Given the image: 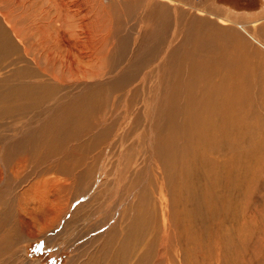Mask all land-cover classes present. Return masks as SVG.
Masks as SVG:
<instances>
[{
	"label": "bare ground",
	"instance_id": "6f19581e",
	"mask_svg": "<svg viewBox=\"0 0 264 264\" xmlns=\"http://www.w3.org/2000/svg\"><path fill=\"white\" fill-rule=\"evenodd\" d=\"M5 9L0 7V190L9 188L10 195H15L17 187L24 180L52 168L48 165L45 169L39 164L50 162L57 156H62L66 161H75L76 154L80 158H89L90 153H95L88 159L87 168L76 173L82 175L83 182L85 180L87 184H83L84 189H81L84 197L88 194L85 187L94 185L89 182V173L99 172L96 181L100 186H106L103 178L108 168L104 158L112 156L116 149L119 164L109 165L119 169L116 177L118 183H112L115 194L109 200L108 208L114 205L113 216L122 213V219L119 225H113V229L110 227L105 232L103 246L108 242L105 248L110 246L115 251H122L123 255L117 257L118 253L111 252L116 257L111 261L112 264L127 263L126 254L131 239L135 232L143 230L142 226L151 211L150 208L146 209L147 189L140 197L133 198H141L137 203L130 202V199L128 205L121 203L134 196L132 185L143 183L144 186L146 183L144 179H137L147 168H134L139 159L149 168L155 167L165 177L157 187L164 211L168 205L163 194L164 185L176 188L177 194L170 197L173 203L183 206L181 213L186 218L187 215L193 218L191 213L194 212L195 218L198 216L203 219L207 211H214L217 204L220 206L224 201L222 192L227 189L228 193L231 191L230 182L238 180L240 171L252 157L250 148L259 120L251 126V117L260 118L264 93H254L250 89L254 84L245 78L247 73L244 67L251 48L244 36L246 34L264 49V42L256 33L244 27L238 19L223 17L220 18V25L198 21L196 26L188 29L191 32L186 30L180 34L179 31L172 33L168 24H156L157 30L150 31L155 38L152 45L144 47L141 38H134L130 51L123 46L114 48L115 54L107 77L93 72V76H86L89 65L81 68L82 73H85H77L74 70L75 60L72 59L68 61L71 63L68 70L62 69L61 75L54 69L43 67L42 61L53 67L57 64L63 67V58L55 56L53 60V52L50 51L48 54L45 52L44 59L41 54L30 56L18 23ZM145 17L146 14L140 19V28L147 21ZM149 25L153 27V23ZM237 25L241 31L236 29ZM242 33H245L244 36ZM13 37L25 48L26 56L35 62L36 70L29 65L23 70H16L14 62L4 58V54L15 56L20 53ZM75 44L79 45L78 38ZM88 48L91 53L88 51L86 54L95 55L93 47ZM79 56L85 58L83 53ZM143 66L147 67L146 71L138 73ZM67 72L69 77L65 76ZM253 73L251 78L255 77ZM151 76L155 79L154 83L146 89V81ZM53 145H60L57 148L60 152L55 151ZM41 148L46 152L39 151ZM18 157L20 163L14 162L13 159L17 160ZM29 159L34 160L36 165L27 173L26 163ZM78 162H75V166ZM3 173H9L10 176L4 178ZM46 182L28 181L27 188L21 191L26 203L22 205L20 200L17 208L11 209L14 216L15 212L18 216V210H22L31 211L32 217H35L39 207L30 205L40 206L43 202L45 207L41 214L44 218L48 220L52 212V218L60 217L62 209L53 210L48 205L57 201L56 193L54 199L46 195L30 197L36 187L44 185L45 188ZM241 183L242 179L236 186ZM103 194L99 193L100 196ZM118 196V202L113 203V197ZM8 204L13 205V200L7 201L5 207ZM121 204H124L122 212L117 210ZM189 206L192 211L188 209ZM6 212L12 214L10 210ZM112 213L107 212L109 218ZM40 218L43 219L41 215ZM126 219L130 223L125 228L123 222ZM205 220H202L203 223ZM105 221L101 224H106ZM139 237H142L141 233ZM220 248L222 250L223 247ZM109 250H104L103 254ZM135 264H143L142 259Z\"/></svg>",
	"mask_w": 264,
	"mask_h": 264
},
{
	"label": "rangeland",
	"instance_id": "374dc122",
	"mask_svg": "<svg viewBox=\"0 0 264 264\" xmlns=\"http://www.w3.org/2000/svg\"><path fill=\"white\" fill-rule=\"evenodd\" d=\"M151 3L156 4V7L151 9ZM122 6L123 4L114 7L110 0H0V7L6 8L5 10L9 12L14 22L18 23L17 27L22 31L24 46L29 48L30 56L41 54L44 59L45 52L47 51L46 54H48L50 51L53 52V60L55 56L63 58V67L60 64L53 67L52 64L42 61L43 67L46 66L49 70L54 69L61 75L62 69L68 70L71 64L68 61L72 59L75 60L73 61L75 62L74 70L77 73H85H82V69L89 65V73H86V76H93L91 74L93 72L103 78L107 77V71L112 66V57L115 54L114 48L123 46L130 51L134 38H141L144 47L152 45L155 38L150 31L157 30L156 24H168L172 33L179 31L180 34L190 27L192 29L198 21L220 25L221 17L238 19L244 27L256 33L264 42V0H134L127 7ZM145 14L147 21L144 22L143 28H140V19ZM149 23H153L152 28L149 27ZM229 27L235 28L233 25ZM236 27L238 31H241L238 25ZM242 34L244 36L245 33ZM76 38L79 40V45L75 44ZM244 38L251 48L244 67L247 71L244 70L247 73L245 78H248L254 87L260 88L255 89L251 85L250 89L254 93L263 94L264 49L246 34ZM13 40L17 42L15 37ZM17 45L20 53L15 56L4 54V58H8V62H14L16 70H23L27 65L36 70L37 66L30 57L26 56L25 48L18 42ZM88 47H93L95 55L86 54L90 52ZM80 53H83L85 58L80 57ZM83 61L86 64H82ZM146 68L143 66L138 73H144ZM250 68L252 70H249ZM251 72L255 79L251 78ZM65 76L69 77V73L67 72ZM1 77L4 78L3 75ZM154 80L152 76L148 78L146 89L153 85ZM261 103L260 118L251 117V126L259 120L250 148L252 157L246 162L247 166L240 171L238 180L230 182L231 191L228 193L227 189L222 192L224 201L220 206L217 204L214 211H207L206 217L203 218L207 219L204 223L203 219L198 216L195 218L194 212L191 213V217L198 221L188 215L186 218L181 213L183 206L173 203L170 197L177 194L174 186L172 188H168V185V187L163 186V194L168 202L166 211H164L159 188H157L165 178L164 175L155 167L149 168L147 164L142 163L141 159L138 160L135 169L146 166L147 168L137 179H144L146 183L144 186L143 183L132 185L134 196H129L130 198L121 203H126V205L132 201L137 203L141 198H133L140 197L147 189L146 209L150 208L151 211L148 212V218L142 226L143 230L135 232L131 239V246L127 252L129 255L126 254V264H135L140 259L143 264H264V95ZM59 147L60 145H53L57 152H60V149L57 150ZM39 151L46 152L44 148ZM116 153L117 150L114 149L112 156L108 155L104 158L108 168L107 175L103 178L106 186H100V183H97L99 172H91L89 182L95 186L85 187L88 189V194L84 197L81 195L83 193L81 189H84L82 187L86 182L85 180L83 182L82 175H76V173L87 168L88 159L95 153H90L89 158H80L76 154L74 155L75 161L74 159L66 161L62 156H57L50 162L39 164L45 169L48 165L52 168L48 172H39L33 174V177L30 176L27 181L24 180L17 187L15 195H10V189L3 187L0 190V264H112L111 261L116 258L113 252L118 253L117 257L123 255L122 251H115L110 246L105 248L108 242L103 246L105 232L110 227L113 229V225H119L122 219L120 218L122 213L113 216L115 214L114 205L108 208L115 194L112 183H118L116 177L119 169L116 170L115 166L110 167L109 165L116 163L118 166L119 157L115 155ZM77 160L79 162L75 166ZM13 161L20 163V158L13 159ZM151 161L152 158L149 162ZM7 162L6 160L5 163ZM26 165L28 173L36 163L29 159ZM84 165L85 167H82ZM91 170L96 169L91 168ZM2 176L6 178L10 174L3 173ZM240 179H242L241 185L236 186ZM30 180L43 184L47 181L46 186L48 187L45 186L47 189L44 185L36 187L30 197L46 195L54 199V194H57V201L54 200L53 204L48 205H51L53 210L57 208L61 211L62 209L58 219L52 218L54 212L48 215V220L44 218L41 214L45 207L43 202L40 206L30 205V207H39L35 217H32L31 211L23 212L22 210H18V216L15 212L14 216L11 209H16L20 200L22 205L26 203L22 199L21 191L27 188ZM51 186L53 189H50ZM99 193L104 194L100 196ZM119 198L120 196L113 197V203H117ZM9 200H13L14 204L11 206L8 204L5 207V203ZM123 206L124 204H121L116 209L122 212ZM188 209L192 211L191 206ZM5 210H10L12 214ZM105 211L113 212L111 218ZM40 215L43 219L39 220ZM189 220L192 222H188ZM102 221L106 224H101ZM129 223V219L124 220L123 226L126 228ZM220 246L225 249L221 250ZM103 249L111 251L109 250V254H103ZM249 258L251 260H248Z\"/></svg>",
	"mask_w": 264,
	"mask_h": 264
},
{
	"label": "crops",
	"instance_id": "0c3cea01",
	"mask_svg": "<svg viewBox=\"0 0 264 264\" xmlns=\"http://www.w3.org/2000/svg\"><path fill=\"white\" fill-rule=\"evenodd\" d=\"M112 3V6L114 7H118V5H122V7H127L129 5V3L133 2L134 0H110ZM156 7V4L154 5L153 3H151V9Z\"/></svg>",
	"mask_w": 264,
	"mask_h": 264
}]
</instances>
